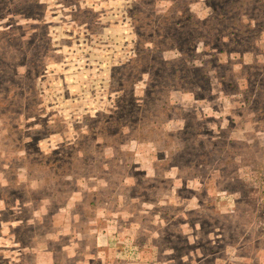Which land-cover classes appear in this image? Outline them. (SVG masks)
Listing matches in <instances>:
<instances>
[{
  "label": "rangeland",
  "instance_id": "374dc122",
  "mask_svg": "<svg viewBox=\"0 0 264 264\" xmlns=\"http://www.w3.org/2000/svg\"><path fill=\"white\" fill-rule=\"evenodd\" d=\"M51 258L264 264V0H0V264Z\"/></svg>",
  "mask_w": 264,
  "mask_h": 264
},
{
  "label": "crops",
  "instance_id": "0c3cea01",
  "mask_svg": "<svg viewBox=\"0 0 264 264\" xmlns=\"http://www.w3.org/2000/svg\"><path fill=\"white\" fill-rule=\"evenodd\" d=\"M42 253L44 254V252H39V253L37 254V255H38V259H39V256L42 255ZM53 259H54V258H51L50 261H49L48 263H46V264H54L55 262H54ZM37 264H39V263L37 262Z\"/></svg>",
  "mask_w": 264,
  "mask_h": 264
}]
</instances>
